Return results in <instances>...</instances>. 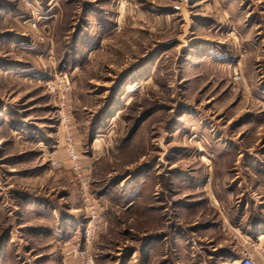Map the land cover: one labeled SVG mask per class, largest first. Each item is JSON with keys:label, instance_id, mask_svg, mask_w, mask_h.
Segmentation results:
<instances>
[{"label": "rangeland", "instance_id": "1", "mask_svg": "<svg viewBox=\"0 0 264 264\" xmlns=\"http://www.w3.org/2000/svg\"><path fill=\"white\" fill-rule=\"evenodd\" d=\"M61 72L95 264H222L230 207L258 198L264 0H0V264H64L82 239Z\"/></svg>", "mask_w": 264, "mask_h": 264}, {"label": "built area", "instance_id": "2", "mask_svg": "<svg viewBox=\"0 0 264 264\" xmlns=\"http://www.w3.org/2000/svg\"><path fill=\"white\" fill-rule=\"evenodd\" d=\"M46 86L57 98V119L64 141L63 155L69 164L71 173H73L75 179L83 189V202L86 213V224L81 232L82 239L68 250L66 255L69 262L64 264H95V257L90 247L94 240V235L99 232L103 221L100 212H98L100 206L99 201L94 199L87 189V186L90 184L91 171L83 164L78 143L73 137V127L70 123L68 108V95L71 93L72 89L69 76L63 72L55 73L53 79L46 81ZM50 165L52 168H58L61 163L57 159L51 158ZM261 252L264 255V249H261ZM234 264L257 263L246 254ZM261 264H264V260Z\"/></svg>", "mask_w": 264, "mask_h": 264}, {"label": "crops", "instance_id": "3", "mask_svg": "<svg viewBox=\"0 0 264 264\" xmlns=\"http://www.w3.org/2000/svg\"><path fill=\"white\" fill-rule=\"evenodd\" d=\"M261 161L262 164L260 163V167L255 170L257 182L254 187L256 188L253 187L258 189V192L257 194L256 192L252 193L258 198L256 201L254 200L255 202L251 200L250 205L245 204L241 208L230 207V213H227V216L231 218V230H227L229 236H226L227 245L222 249H220V245L214 247L216 251L218 246L219 260L217 262L219 263L234 264L246 254L257 264H261L264 260V255L261 252V249H264V158H261ZM88 166L85 167L88 168ZM206 262L203 259L200 264H206Z\"/></svg>", "mask_w": 264, "mask_h": 264}]
</instances>
